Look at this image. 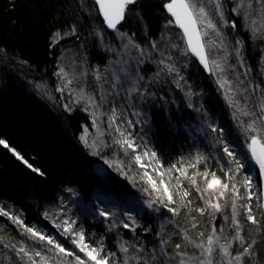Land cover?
Listing matches in <instances>:
<instances>
[{
    "label": "trees",
    "instance_id": "obj_1",
    "mask_svg": "<svg viewBox=\"0 0 264 264\" xmlns=\"http://www.w3.org/2000/svg\"><path fill=\"white\" fill-rule=\"evenodd\" d=\"M165 2L139 0L136 7L131 8L132 19L119 28L130 35L136 33L135 39L139 44L150 43L160 36L164 24L172 19L162 7ZM136 13L143 17L142 21L138 20ZM102 20L94 0H0V139L23 157V160L18 159L12 151L0 145V206L7 205L5 211L20 215L25 225L43 227L47 234L55 236L70 250L77 251L70 243L72 237H62L53 224L54 218L61 215V208L72 215L78 227L83 226L86 242L92 246H96L94 241L103 238L108 250L121 257L117 244L122 238L135 243L138 249L143 244L149 256L155 249L159 258L161 239L168 240L165 247L171 252L173 246L181 242L177 234L179 228L191 227V216L196 217L198 231L211 227V217H199L195 212L173 216L159 203L148 208L143 202L146 196H151L142 191L145 186L141 181L137 180L134 185L131 179L108 163L109 173L106 176L98 174L95 170L97 161L122 160L124 170L132 176L134 173L127 167L130 156L115 158L113 154L121 148L113 144V135L106 134L102 136L103 144L109 147H100L107 150L99 152L97 149L99 154H93L94 149L80 139L85 128L91 127L89 114L82 109L68 111L63 103L45 97L36 89L39 77L53 80L63 49L73 47L86 55L89 62L105 61L106 55L100 51L92 35L96 29L102 28L105 35L113 36L114 30L108 29ZM73 27L76 32L65 35L71 33ZM170 28L182 36V31L175 24ZM57 32L62 38L53 43L52 37ZM236 32L244 44L246 68L251 69L249 74L252 77L248 80L255 87L260 86L262 80L256 73L262 74L264 69V38H254L239 23ZM189 54L191 68L187 71L195 74L208 91L205 107L210 113L221 115L220 125L224 129V123L232 121L230 114L233 109L222 101L219 85L212 74L206 73ZM247 75L242 74L241 77ZM160 93L166 101L158 100L152 109L150 144L167 167L182 157L191 159L200 153L203 142L196 125H200L201 118L195 110L197 106L188 107L185 100H178V93H175L177 101L167 88L162 87ZM206 162V166L212 163ZM33 169H39V172ZM197 180L202 186L200 178ZM184 185L188 186L186 180ZM189 191L196 205L202 206L195 189ZM132 197L137 199L136 203ZM108 204L118 205L115 207L118 213L100 216L101 210L112 213L106 208ZM129 214L136 220L135 232L124 228L121 223L131 225ZM216 217L215 224L220 220ZM0 228L3 229L0 235L13 243L21 240L31 243L8 217L0 216ZM145 228L149 231H144ZM7 261L6 264H17V257L11 249L0 246V263ZM130 264L135 262L130 261ZM156 264H161V261L158 259Z\"/></svg>",
    "mask_w": 264,
    "mask_h": 264
},
{
    "label": "snow or ice",
    "instance_id": "obj_2",
    "mask_svg": "<svg viewBox=\"0 0 264 264\" xmlns=\"http://www.w3.org/2000/svg\"><path fill=\"white\" fill-rule=\"evenodd\" d=\"M233 2L235 3V0ZM138 3L139 0H95L98 12L103 17L102 23L108 29L117 31L125 52L131 55L132 49L140 50L137 57H132L136 60L137 64L143 62L139 57L147 55L151 59L153 53H159L161 58L157 61V64L163 65L168 73L175 72L179 76L180 69L176 66L175 62L168 63L169 60H172V57L166 54L168 49L177 48V44L171 43L169 40L162 49L158 41H152V51L149 52L147 47L141 48L136 43V33L129 35L127 32H120L118 30V25L123 26L124 23L132 19L133 13L131 8H135ZM255 5H258V7ZM162 7L172 17V19L168 20V24L165 27L167 28L169 25L175 24L182 30L180 39L185 42L186 47L180 49V51L184 55L191 52L199 59V63L204 69H207L210 73L216 74L219 72L222 74L217 76V83L224 90L225 99L233 109L232 114L234 119L237 120L245 133L249 134L247 148L250 151L251 160L254 161L255 165H258L260 176L264 180V89H260L261 95L255 106L249 103L248 96H245L244 103H241L236 97L238 93L248 92V88L240 87V84L244 83L239 80L240 73L234 72L236 79L235 87L233 86V81L227 79L226 75H223L226 73V67H231L234 70L236 65H227L228 49L225 42L228 38L217 26L216 18H218L221 25H228L233 29L237 27L236 22L233 20L229 23L225 20V7L222 0H166ZM231 11L242 16L244 20H251V16L257 14L260 20L264 21V0H239V3H235V7ZM135 15L139 21L143 20V17L139 13ZM244 27L246 30L249 27L251 28V35L254 38H264V27L257 26L256 21H251L250 25H244ZM75 32L76 29L73 27L71 33H65V35L74 34ZM210 33L219 40V47L225 50L226 55L220 61L210 59L211 49L216 47V40H205L206 37L210 36ZM94 35L100 39H104L103 29H96ZM61 38L60 33L57 32L53 35L52 41L56 43ZM125 40L127 43H124ZM243 46V41L236 39L235 46L232 49L237 57V63L240 65L244 64ZM250 70L249 67L244 74L247 75V72ZM120 72L124 74L125 80L129 79L127 69L121 68ZM60 74L67 75L63 69H61ZM159 74L157 73V75ZM120 79L121 77L117 76L112 87H115L116 82ZM141 79L142 77L137 74V80ZM180 79H183V77H180ZM68 83H71V81H68ZM177 86H180L179 81H177ZM249 86H251L250 81ZM137 87L136 82H133V90ZM256 88H260V86L257 85ZM63 90V88L57 89V91L61 92ZM255 90L253 89V91ZM188 95H191V93H188ZM83 98V95H81L80 99ZM101 99L103 100V96ZM93 102V99L89 97V103ZM64 107L68 111L72 110L68 104H65ZM243 117H248L249 119L245 121L242 119ZM115 119L116 112L113 110V115L109 117L110 128L113 126ZM93 121L95 122V114H93ZM130 126L131 121H129ZM211 130L213 132L220 131L221 135H223L222 129L211 127ZM115 131L119 133V136L113 138V144L118 145L126 157H129V153H131L129 164L127 165L128 169L130 170L132 165L135 164L143 171H138L132 176H128V172L124 170L125 165L122 160H111L106 161V163L116 168L121 175L131 179L134 185L137 180L147 185L142 188V191L152 197L147 201L148 208H153L155 204L159 203L173 216L180 215L181 210H186L189 215L193 212L198 213L200 216L207 214L213 221L208 234L205 235L203 231H197L199 224L196 221V217L191 216V227L179 228L177 234L180 236L181 242L176 243L171 252L165 247L168 244V240H160V256L158 258L155 255V249L152 250V254L149 256L143 244L138 249L135 243L121 238L117 246L122 256L118 257L117 252L108 250L103 238L99 241H94L96 246L87 243L83 226L74 227L76 225L75 220H62L60 223L54 222L55 228L60 232L62 237H72L70 243L75 246V249H78L77 252L66 248L64 243L55 236L47 234L43 227L25 225L20 215H12L10 211H5V208L8 206L3 205L0 206V216L8 217L14 225L22 230L23 236L31 242L25 243L21 240L13 243L8 237L0 235V246L5 249H11L15 253L17 264H130V261L135 262V264H156L158 259L161 261V264H223L225 261L226 264H240L242 258L245 256L255 257L258 255L254 249V246L259 242L258 239L249 233V236L252 238L250 242L246 243V237L241 234L243 226L238 217L240 216V209H243L246 220L254 225L256 233L260 234L262 231L260 228L261 219H264V203L256 205V208L261 210V219H258L254 215L251 205L252 197L256 195L252 191L254 186L253 176L250 174L244 175L240 183L246 189V192L244 196H240L236 174L240 173L245 165L236 157L234 151L229 149L227 144H224L223 151L229 157L230 164L228 171L222 173L225 177L222 180L215 171H209L207 168L203 172L199 171L197 166L206 159L202 153H196L191 159L182 157L176 163L165 167L155 151L136 143L130 131L119 126L115 128ZM98 134L99 136H103V133L99 132V129ZM87 136L88 133L85 128V132L80 139L88 147L94 149L93 154L98 155L99 153L95 151L98 147L97 143L94 141L92 144H88ZM0 145L12 151L18 159L23 160V157L15 149L11 148L4 139H0ZM99 147H109V145L101 142ZM138 148L144 150L137 151ZM24 163L27 164V161H24ZM178 164L180 165L179 167L177 166ZM27 166L32 168L30 164ZM219 167L223 169V165ZM190 168L195 169L191 176L188 174V169ZM33 170L39 172V169ZM100 172L103 174L104 170L100 169ZM174 173H178V175H174ZM40 174L43 175V173ZM197 177L203 182V187L198 183ZM185 180L188 182V189H195L196 193L199 194V199L203 201L202 206H194V202L189 199L190 191L183 187V181ZM261 195H264V192L256 195L258 201L261 199ZM228 196L231 197V224L227 223L229 217L224 216L223 222L217 227L214 223L216 214L223 213L224 208L228 204ZM222 200L224 203H221ZM241 200L245 201V203H239ZM45 215L47 217V213ZM99 215L107 217L115 215V213L110 214L101 210ZM128 219L131 221V225L121 221L123 227L131 228L135 232L137 227L135 218L129 214ZM228 228L234 230L231 239L224 235ZM2 231L3 229L0 228V232ZM144 231L147 232L149 229L145 228ZM193 231L195 232L194 236L190 235ZM158 235L160 234L158 233ZM234 241L240 245L236 249H233ZM189 247L194 249L191 254L187 251ZM130 249H132L131 252ZM195 250H198L199 254ZM217 254L221 255L220 260L215 259ZM251 264H256V261L253 260Z\"/></svg>",
    "mask_w": 264,
    "mask_h": 264
},
{
    "label": "rangeland",
    "instance_id": "obj_3",
    "mask_svg": "<svg viewBox=\"0 0 264 264\" xmlns=\"http://www.w3.org/2000/svg\"><path fill=\"white\" fill-rule=\"evenodd\" d=\"M222 2L225 7L224 17L229 23L234 20L236 25H238V23L241 24V27L250 34L251 28L249 27L246 30L244 25H250L251 21H256L257 26L264 27V21L260 20L257 14H253L251 16V20H244L242 16H239V14L231 11V9L235 7V3H239V0H235V3L233 0H222ZM255 6L258 7V5ZM216 22L221 32H223L228 38L225 42L228 49L227 65H236L234 70L231 67H226V73L223 75H226L227 79L232 80L233 86L235 87L236 79L234 72L240 73L239 80L244 82L243 84H240V87H247L248 92L238 93L236 98L239 99L241 103H244V97L248 96L249 103L255 106L258 98L261 95L260 89H264V71H261L262 74H259L258 71L256 73L257 76H259L262 80V85H260V88H256L252 83L251 86H249L248 78L252 77L251 74H249V71L247 72V76L244 78L241 77V75L247 70L245 65L246 63L244 62L243 65L238 64L237 57L232 51L233 47L235 46L236 39H239V36L236 34L237 27L233 29L228 25H221L218 18H216ZM167 24L168 23L164 25L166 26ZM119 27L120 26L118 25V30L120 32H126L121 30ZM128 34L130 35V33ZM103 36L104 39H100L99 37L95 36L94 33L92 35V37L98 42L100 51L106 55L105 61L89 62L86 55L76 51L73 47H68L62 50V53L59 57L58 69L53 77V80L47 81V79L43 77H39L37 80L36 89L43 93L45 97H50L58 103H63V107L65 104H68L72 109H82L83 111L87 112V114H89L91 127H86L88 133V144H92L95 141L98 145V151L105 152L107 149H102L99 147L101 142H103V139L102 136H99L98 129L99 132H102L103 134L109 135L111 137L112 135L114 137H118L119 133L115 131V128L119 126L130 131L133 134L137 144H142L146 146V148L153 150V146L150 144L152 139L151 113L154 105L158 103V100H161V102L166 101V97L160 93L161 88L164 87V89L167 88L168 91L171 92L172 98H175V101H177V97H175L177 95H175V93H178L180 96L178 100H185V103L188 104V107L191 108L195 105L197 106L195 110L198 111L200 115L201 123L199 122L200 125L197 124L196 127L198 128L201 141L203 142L200 153L206 157L205 161L197 166L199 171L203 172L207 168L209 171H215L216 174L220 176L222 180H224L225 177L222 173L228 171L230 164L229 157L223 151L224 144H227L229 149L234 151L236 157L240 159V161L245 165L241 172L236 174V179L238 182L237 187L240 190V196H244L246 192V189L240 182L243 180L244 175L249 174L252 175L254 179L252 191L256 195H260L262 193L261 181L259 180L260 177L258 179L257 167L254 161L251 160V154L247 148L249 134L245 133L243 128L238 124L237 120L234 119L232 112L230 114V120L232 121H228V124L224 123L225 128L222 129L220 125L221 115L214 112L210 113L208 108L205 107L208 91L202 86L195 74H190V72L187 71L191 68L190 52H188L187 55H184L180 51V49L186 47L185 42L180 39V33L173 31L169 25L167 28H163L162 33L158 38L150 40V43L142 45L136 41V43L139 44L141 48L147 47L149 52L152 51V41H158L162 49L169 40L171 43L177 44V48L168 49L166 54L171 55L172 57V60H169L168 63L175 62L176 66L180 69L179 76L175 72L168 73L167 70L164 69L163 65L157 64V61L161 58L159 53H153L151 59H149L147 55L139 57L143 62L137 64L136 60L132 57H137L140 50L132 49L131 55L126 53L116 30L113 31V36H107L104 32ZM209 39L216 40V47L211 49L210 59H217L220 61L221 58L226 55L225 50L219 47L220 42L213 34L210 33V36L205 38V40ZM124 43H127V41L125 40ZM242 52L244 56V48L242 49ZM121 68L127 69L129 79L125 80L124 74L120 72ZM61 69L67 73L66 76L60 74ZM252 72L254 73L255 71L252 70ZM157 73L160 74L157 75ZM137 74L142 77L141 80H137ZM211 74L216 83L217 76L222 75L219 72L216 74ZM117 76H120L121 79L116 82L115 87H112V84L114 81H116ZM180 77H183V79H180ZM68 81H71V83H68ZM177 81H179V87L177 86ZM133 82H136L138 85L135 90H133ZM59 88H63L64 90L62 92L57 91ZM218 88L220 92L219 96L221 97L222 101H225L226 106L231 108L225 99L224 90L220 87ZM253 89L256 90L253 91ZM188 93H191V95H188ZM81 95H83V99H80ZM102 96L103 100L101 99ZM89 97L93 99V103H89ZM113 110L116 112V119L113 122V126L110 128L109 117L113 115ZM93 114H95V122L93 121ZM242 119L247 121L249 118L243 117ZM129 121H131L130 127ZM210 126L217 129H222L223 135H221L220 131L213 132ZM97 149H95V151H97ZM142 150L144 149H137V151ZM113 155L115 158H120V156L125 158V154L122 149ZM130 155L131 153H129V156ZM208 160L212 163L211 165L208 164V166H206V161ZM100 162L104 163L108 168H110L105 161H97L96 163ZM220 165H223V169L219 167ZM130 170L134 174L138 171H143L139 169L138 165L135 164L132 165ZM188 174L191 176L193 172H189L188 170ZM174 175H178V173H174ZM197 179H199V177H197ZM199 181L202 184L201 187H203V182L201 180ZM142 184L145 187L147 186L143 182ZM183 187L188 189V186L186 187V185H184V181ZM256 195L252 197L251 205L253 207L254 215H256L258 219H261V210L256 208V205L258 203H262V195L259 201L257 200ZM146 197V201L143 202V205L144 203L147 204V201L152 198L149 196ZM132 198L134 202L137 200L134 197ZM189 199L194 202L192 198L189 197ZM227 199L228 204L224 208L222 215H220V213L216 214V216L220 218L219 222L216 224L217 227H219L220 223L223 222L224 216L229 217L227 223L231 224V197L228 196ZM134 202L132 204L136 205V202ZM221 203H224V201L222 200ZM239 203H245V201L241 200ZM117 206H110L108 204L106 208L111 209L112 213L117 214L118 210L115 208ZM194 206L199 207L200 205H196V202H194ZM141 209L142 206H140V210ZM60 214L61 215L57 216L56 219L54 218L53 222L60 223L62 220H75L72 218V215L70 216L69 214H66L63 211V208L60 209ZM180 215L186 216L188 213L186 210H181ZM196 216L201 217L198 213H196ZM238 219L243 226L241 234L246 237V243L250 242L252 238L249 236V233H251L252 236H255L259 241L254 246V249L258 255L255 257L245 256L242 258L240 264H251L253 260L256 261V264H264V219H261L260 228L262 231L260 234H257L255 231V226L246 220L243 209H240V216ZM55 223H53L54 226ZM74 227L78 226L75 225ZM210 228L211 227L207 226L200 230L203 231L205 235H207L210 231ZM198 230L199 228L197 231ZM193 234L195 235L194 231ZM233 234L234 230L232 228H228L224 233V235L229 239H231ZM239 246L240 245L237 242H233V249H236ZM187 251L191 254L194 249L189 247ZM195 251H197V254H199L198 250ZM215 259L220 260L221 255L217 254ZM6 263H8V261L0 264ZM223 264H226V261L223 262Z\"/></svg>",
    "mask_w": 264,
    "mask_h": 264
},
{
    "label": "water",
    "instance_id": "obj_4",
    "mask_svg": "<svg viewBox=\"0 0 264 264\" xmlns=\"http://www.w3.org/2000/svg\"><path fill=\"white\" fill-rule=\"evenodd\" d=\"M95 1V0H94ZM98 7V6H97ZM178 27V26H177ZM179 28V27H178ZM180 29V28H179ZM110 30H112V29H110ZM181 30V29H180ZM182 31V30H181ZM191 53V52H190ZM192 54V53H191ZM193 55V54H192ZM193 57L197 60V62L199 63V59L195 56V55H193ZM199 65H200V67L206 72V73H210L207 69H204V67L199 63ZM256 167H257V170H258V172H259V168H258V165H256ZM100 169H103L104 170V173L102 174L101 172H100ZM95 170H96V172L98 173V174H100V175H104V176H106L108 173H109V169H108V167L104 164V163H102V162H100V163H96L95 164ZM259 176H260V173H259ZM260 181H261V192H264V180H262V178H261V176H260ZM262 203H264V195H262Z\"/></svg>",
    "mask_w": 264,
    "mask_h": 264
}]
</instances>
